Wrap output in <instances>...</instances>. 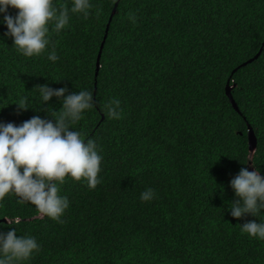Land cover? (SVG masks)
<instances>
[{
  "label": "trees",
  "instance_id": "16d2710c",
  "mask_svg": "<svg viewBox=\"0 0 264 264\" xmlns=\"http://www.w3.org/2000/svg\"><path fill=\"white\" fill-rule=\"evenodd\" d=\"M92 4L88 19L73 14L70 27L52 35L55 63L18 54L0 24V122L52 119L61 99L44 105L37 85L88 90L97 103L73 128L103 155L95 190L83 179L61 186L70 200L64 223L9 194L0 200V231L16 227L37 239L41 251L25 264H264V241L238 226L259 218L229 210L237 199L230 181L242 168L264 177V0ZM22 96L27 111L14 104ZM113 99L121 102L118 120L101 107ZM251 130L258 142L249 164ZM147 188L156 197L142 202ZM15 217L21 223L10 225Z\"/></svg>",
  "mask_w": 264,
  "mask_h": 264
},
{
  "label": "clouds",
  "instance_id": "9594fccd",
  "mask_svg": "<svg viewBox=\"0 0 264 264\" xmlns=\"http://www.w3.org/2000/svg\"><path fill=\"white\" fill-rule=\"evenodd\" d=\"M70 3L67 7L58 5V0H0V24L7 28L3 35L13 39L18 54L27 58L46 54L55 63L60 57L52 35L59 36L69 28L73 14L88 19L94 7L92 0H70ZM9 8L18 10L17 14H9ZM137 19L134 13L128 14L133 24ZM35 89L44 105L55 97L61 99L62 108L53 110L52 119L37 115L20 125L0 122V200L15 194L21 202L34 205L41 216L64 223L62 217L70 207L69 198L61 194L66 178L83 179L90 190L102 183L99 175L102 149L94 139L86 140L83 132L73 128L97 102L88 90L69 93L67 87L55 89L48 84L37 85ZM14 104L18 110L32 108L28 96H22ZM101 107L109 119L122 117L119 99ZM230 186L237 197L229 202L231 215L237 219L248 215L259 218V223L253 220L238 225L241 234L264 241V177L260 169L242 168L231 179ZM155 197L152 188L140 195L142 202ZM20 223V217L9 222ZM40 251L41 245L33 235H18L16 227L0 231V264H25Z\"/></svg>",
  "mask_w": 264,
  "mask_h": 264
},
{
  "label": "water",
  "instance_id": "95a60500",
  "mask_svg": "<svg viewBox=\"0 0 264 264\" xmlns=\"http://www.w3.org/2000/svg\"><path fill=\"white\" fill-rule=\"evenodd\" d=\"M116 11H117V6L115 7V9L113 11V14L111 16L110 23L108 24V27H107V33H106V36L104 38V41H103V44L101 46V50H100V53H99V56H98V61H97V75H98V72H99L100 67H101V65H100L101 62L100 61H101V57H102V54H103V49L105 47L106 40L108 38V33H109V30H110L111 22L113 20L114 15L116 14ZM245 65H247V64H245ZM231 91H232V87L231 86H228V89H227L228 96H229V98H230L233 106L236 108V110H239L238 105H237L234 97L231 94ZM249 142H250V152H251V160H250L249 164H252V157H253V154L255 152V148L257 146V138L255 137V135H254V133H253L252 130L250 131V134H249ZM253 170L254 169L252 168V171ZM3 221H7V220H3Z\"/></svg>",
  "mask_w": 264,
  "mask_h": 264
}]
</instances>
